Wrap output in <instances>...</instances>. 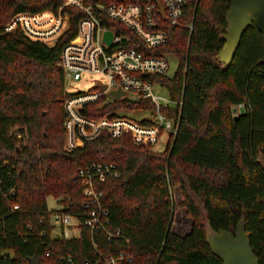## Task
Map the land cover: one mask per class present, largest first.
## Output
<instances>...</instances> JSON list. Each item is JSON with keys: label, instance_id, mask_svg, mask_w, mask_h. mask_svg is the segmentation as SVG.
I'll use <instances>...</instances> for the list:
<instances>
[{"label": "trees", "instance_id": "16d2710c", "mask_svg": "<svg viewBox=\"0 0 264 264\" xmlns=\"http://www.w3.org/2000/svg\"><path fill=\"white\" fill-rule=\"evenodd\" d=\"M64 2L0 0V264H31L32 258L38 264H67V257L82 264L98 252H123L132 258L130 264H224L211 251L208 235L235 234L241 221L264 264L262 33L250 27L226 68L219 55L230 1L187 0L181 26L170 27L169 43L153 51L171 53L178 61L174 74L156 78L172 99L184 102L181 110H166L179 122L175 140L148 147L136 145L130 134L113 138L104 133L68 151V94L59 62L63 46L76 33L77 17L53 47L19 28L6 30L20 13L57 14ZM121 109L153 106L124 98L89 106L83 114L96 119L116 112L118 117ZM100 162L114 163L120 174L97 186L104 192L109 229H119L124 238L111 242L84 226L86 198L76 178L79 168ZM176 188L182 200L174 198ZM49 197L81 219L80 238L51 237ZM180 209L193 220L186 236L173 231Z\"/></svg>", "mask_w": 264, "mask_h": 264}, {"label": "built area", "instance_id": "2783aa9c", "mask_svg": "<svg viewBox=\"0 0 264 264\" xmlns=\"http://www.w3.org/2000/svg\"><path fill=\"white\" fill-rule=\"evenodd\" d=\"M187 0H65L58 13H20L13 17L14 26L8 32L21 29L33 41L55 46L77 17L76 33L62 48L59 65L68 84L78 82L84 75H97L94 87L88 91L68 92L65 101L66 149L75 150L83 141H92L107 133L113 138L130 134L138 146H167L175 140L179 122L167 113L170 108L182 109L184 102L174 100L156 78L170 74L171 53H153L170 41L169 28L181 26ZM66 9H74L70 14ZM54 13V12H53ZM16 27V28H15ZM192 28V26H190ZM112 33L111 42L106 34ZM143 46L144 50L130 47ZM147 50V51H146ZM149 52V53H148ZM124 95L115 99L111 92ZM112 98V99H111ZM127 98L143 100L153 110L121 109L100 118L83 114L89 106ZM242 108V106L240 107ZM149 114L133 118L125 111ZM239 110H237L238 112ZM116 165L109 162L92 163L79 168L76 178L83 187L86 200L81 209L87 214L84 226L91 234L102 233L108 241L124 239L119 229L110 230L109 211L103 207L104 192L98 184L108 177H119ZM18 209V206L15 207ZM51 237L77 239L82 234L81 219L63 207L50 209ZM48 234L44 232L43 235ZM127 243L129 240H125ZM73 264V258L63 259ZM125 253L98 252L93 261L82 264H130Z\"/></svg>", "mask_w": 264, "mask_h": 264}, {"label": "water", "instance_id": "95a60500", "mask_svg": "<svg viewBox=\"0 0 264 264\" xmlns=\"http://www.w3.org/2000/svg\"><path fill=\"white\" fill-rule=\"evenodd\" d=\"M230 11L227 15L228 29L223 36L224 47L220 52V59L228 68L241 46L242 39L247 30L255 26L264 37V0H229ZM112 33L106 34V39L111 42ZM111 95L120 99L124 93L113 91ZM240 108V112H242ZM237 112V109H234ZM208 245L224 264H260L252 248L249 233L246 231L244 221H241L234 233L221 231L215 233L210 231ZM31 264H38L36 258L30 259Z\"/></svg>", "mask_w": 264, "mask_h": 264}, {"label": "rangeland", "instance_id": "374dc122", "mask_svg": "<svg viewBox=\"0 0 264 264\" xmlns=\"http://www.w3.org/2000/svg\"><path fill=\"white\" fill-rule=\"evenodd\" d=\"M47 12L55 14V13H53L52 10H46L45 12H43V14L47 13ZM12 26H14L13 18L6 24V28H11ZM171 63H172V68H171L170 74H174L176 69H177V66H178V61H176L175 59H171ZM96 80H99V76H97V75H84L82 77V79L78 82H73L71 84H68L66 82V88H65L66 93L68 94V92L75 93L78 91H88L94 87V83ZM107 102H109V101H107ZM101 103L102 102H99L95 105H99V107H101L105 104V103L104 104H101ZM64 106H65V103H64ZM141 110H143V109H141ZM125 113H127L129 115L132 114L131 116L133 118H144V117L149 116V114H145V113H141V112H137V111L130 113V111L126 110ZM65 134H66V131H65ZM157 147H163V145L157 146ZM65 148H66V144H65ZM173 196L177 200H182L181 190L179 188L174 189L173 190ZM47 202H48V207L50 209L55 210V209H60L62 207L61 205H59L57 203L56 199L53 197H49ZM192 224H193V220L186 215V210L180 209L179 211L176 212V214L174 216L173 231H174V233H176L178 235L186 236L187 234H189L191 227H192Z\"/></svg>", "mask_w": 264, "mask_h": 264}, {"label": "crops", "instance_id": "0c3cea01", "mask_svg": "<svg viewBox=\"0 0 264 264\" xmlns=\"http://www.w3.org/2000/svg\"><path fill=\"white\" fill-rule=\"evenodd\" d=\"M237 110H239V107L238 108H236Z\"/></svg>", "mask_w": 264, "mask_h": 264}]
</instances>
